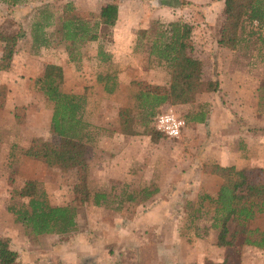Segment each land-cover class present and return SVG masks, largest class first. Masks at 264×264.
<instances>
[{
	"label": "rangeland",
	"instance_id": "1",
	"mask_svg": "<svg viewBox=\"0 0 264 264\" xmlns=\"http://www.w3.org/2000/svg\"><path fill=\"white\" fill-rule=\"evenodd\" d=\"M66 1H71L72 13L86 18L112 0H25L16 6L0 1V26L7 33H24L9 68L0 70V237L8 239L15 255L12 264H207L218 257L225 264H253L252 258L260 262L264 250L244 244L242 233L232 245L216 246V229L209 227L212 205L207 200L199 204L198 197L214 196L219 186L220 178L210 172L214 163H233L246 171L249 181L264 182V106L257 105L264 67L255 66V77L244 61L238 69L227 66L234 53L214 47V24L204 29L205 4L199 0H178L175 7H167L170 15L162 17L155 16L161 7L156 0H113L121 1L116 23L98 41L73 48L75 60L70 61L67 42L58 30ZM47 14L51 24L43 31L49 45L34 48L31 24ZM167 17L191 25L189 41L192 54L201 61L202 79L222 83L213 92L197 94L191 104L159 107L158 112L171 110L184 120L177 137L157 132L152 121L145 129L133 123L136 91L165 92L169 78L164 65L147 60L144 48L132 51L136 31L154 21L166 23ZM98 44L109 53L108 61L97 62ZM53 61L62 69L61 90L84 98L88 200L73 192L77 168L49 167L20 151L34 136L57 141L50 129L51 104L34 82L46 62ZM104 75L115 80L110 93L103 89L105 80L97 78ZM120 107L128 109L139 134L118 132ZM198 110L204 113L203 122L187 121ZM25 179L36 181L49 204L75 207L73 231L24 234L6 206L23 201L13 191ZM142 187L157 191L144 199L122 201V191ZM96 192L106 195L105 203L92 204L90 197ZM228 227L231 230L233 224ZM249 227L264 231V214L253 218Z\"/></svg>",
	"mask_w": 264,
	"mask_h": 264
},
{
	"label": "trees",
	"instance_id": "2",
	"mask_svg": "<svg viewBox=\"0 0 264 264\" xmlns=\"http://www.w3.org/2000/svg\"><path fill=\"white\" fill-rule=\"evenodd\" d=\"M7 5L16 6L25 0H0ZM159 6L175 7L178 0H156ZM221 18L216 32L215 42L221 47L233 51L230 67L238 69L241 61L247 65L248 72L257 77V68L264 67V0H222ZM71 1H66L61 8L58 30L66 43L68 59L75 60L73 48L88 41H98L107 35L108 28L115 24L118 14L116 1L106 2L97 11L88 13L86 18L72 13ZM50 15L32 22L30 37L34 48L47 47L48 37L43 31ZM191 25L185 21H154L150 27L136 31L133 52L145 49L147 60L164 65L169 78L165 92L149 89H139L134 94L136 120L133 122L142 129L158 113L159 107L165 104H191L196 95L202 92H213L219 88V81L203 80L201 61L192 54L190 43ZM21 29L7 33L0 26V70L9 68L12 56L17 48L18 39L23 37ZM255 49V50H254ZM109 53L102 45L96 47L97 62L109 60ZM105 80L103 89L113 91L115 80L107 75L98 76ZM63 74L60 65L46 63L42 73L34 82L42 92L46 101L51 104L50 129L58 138L56 142L44 140L39 136L32 137L21 148L25 157L40 161L49 167L77 168L80 172L78 182L73 185V192L79 194L82 200L89 199L86 185L87 162L85 158L86 132L88 123L82 118L84 98L82 95L61 90ZM110 84V86H109ZM259 90L257 105L264 106L263 86ZM118 132L126 135L139 134L141 131L131 125L126 107H120L117 112ZM204 113L195 111L187 117V121L203 122ZM264 132V129H262ZM156 140V137H151ZM212 174L220 178L219 186L214 196L201 194L199 204L204 200L212 205L209 227L216 229L215 244L219 247L230 246L237 234L242 233V242L264 250V231L250 228L249 222L264 212V182L248 180L243 168L233 165L212 164ZM154 187H142L136 191H122V201L132 202L136 197L147 198L155 193ZM13 195L23 199L19 204H10L6 210L13 215V220L21 227L25 235L66 234L76 227V209L73 205H51L45 192L38 188L33 179H25ZM90 200L93 205L105 203L106 195L96 192ZM121 201V202H122ZM123 203V202H122ZM233 224L229 230L228 224ZM253 237V238H252ZM15 255L8 247V239L0 237V264H12ZM208 262L207 264H225Z\"/></svg>",
	"mask_w": 264,
	"mask_h": 264
},
{
	"label": "crops",
	"instance_id": "3",
	"mask_svg": "<svg viewBox=\"0 0 264 264\" xmlns=\"http://www.w3.org/2000/svg\"><path fill=\"white\" fill-rule=\"evenodd\" d=\"M127 1H129V0H125V2H127ZM199 2H203V4H205L202 7L203 15L205 16L204 17V22H206V23L203 24L204 29L208 30L209 29L208 24L210 25V24L213 23L214 27H212V30L214 29V32L216 33L217 30H218V26H219L218 18H221V11H222V6H223V1L222 0H199ZM154 4H157V2L155 1ZM120 8H121V1L118 2L117 19L119 17ZM158 15H160V17H162V16H169L170 14H169V11H168L166 6H161V7L156 8V10H155V16L158 17ZM117 19H116V21H117ZM165 20L166 21H174L176 19L175 18H171V17H169V18L167 17ZM116 21H115V23H116ZM215 33H214V36H215ZM214 42H215V40H214ZM214 47H216L217 49L222 48L216 42L214 44ZM230 59L227 60V66L230 63ZM46 63L56 64L54 61L53 62H46ZM219 76H221V73L219 74ZM219 76L217 78H218V80H221L222 78L219 77ZM221 85H222V83H219V87H221ZM236 85H238V84H236ZM164 106L174 107V105H171V104H165ZM232 164L233 163L226 162V163H222L221 165L225 166V165H232ZM261 214H264V212H262ZM219 259H220V257H218L213 262H221ZM255 262H256L255 259L252 258V263L253 264H264V258L262 260H260V262H258V263H255Z\"/></svg>",
	"mask_w": 264,
	"mask_h": 264
},
{
	"label": "built area",
	"instance_id": "4",
	"mask_svg": "<svg viewBox=\"0 0 264 264\" xmlns=\"http://www.w3.org/2000/svg\"><path fill=\"white\" fill-rule=\"evenodd\" d=\"M153 128L168 137H177L184 126V120L171 110L158 112L152 118Z\"/></svg>",
	"mask_w": 264,
	"mask_h": 264
}]
</instances>
